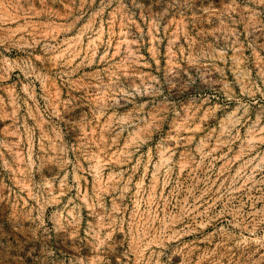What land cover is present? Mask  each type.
Masks as SVG:
<instances>
[{
	"label": "rangeland",
	"instance_id": "rangeland-1",
	"mask_svg": "<svg viewBox=\"0 0 264 264\" xmlns=\"http://www.w3.org/2000/svg\"><path fill=\"white\" fill-rule=\"evenodd\" d=\"M0 264H264V0H0Z\"/></svg>",
	"mask_w": 264,
	"mask_h": 264
}]
</instances>
